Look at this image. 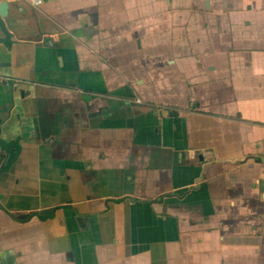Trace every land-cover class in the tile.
<instances>
[{
    "label": "crops",
    "instance_id": "crops-1",
    "mask_svg": "<svg viewBox=\"0 0 264 264\" xmlns=\"http://www.w3.org/2000/svg\"><path fill=\"white\" fill-rule=\"evenodd\" d=\"M0 1V264H264V0Z\"/></svg>",
    "mask_w": 264,
    "mask_h": 264
},
{
    "label": "water",
    "instance_id": "water-1",
    "mask_svg": "<svg viewBox=\"0 0 264 264\" xmlns=\"http://www.w3.org/2000/svg\"><path fill=\"white\" fill-rule=\"evenodd\" d=\"M8 15V4L6 1H0V34L2 37H0V44H7L9 42V35L5 29L3 20L7 17ZM2 64H0V68H2ZM0 134H1V129H0ZM0 153L3 152L6 148L7 145L0 140ZM9 159V155H6V158L3 162V165L7 164V161Z\"/></svg>",
    "mask_w": 264,
    "mask_h": 264
},
{
    "label": "built area",
    "instance_id": "built-area-1",
    "mask_svg": "<svg viewBox=\"0 0 264 264\" xmlns=\"http://www.w3.org/2000/svg\"><path fill=\"white\" fill-rule=\"evenodd\" d=\"M40 3H41L40 0H32V4H33L34 6H38Z\"/></svg>",
    "mask_w": 264,
    "mask_h": 264
}]
</instances>
